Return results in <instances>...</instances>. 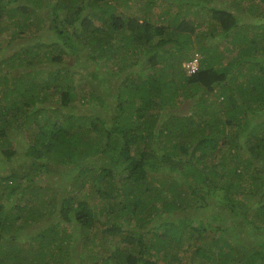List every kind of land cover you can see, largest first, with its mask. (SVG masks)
Returning <instances> with one entry per match:
<instances>
[{
	"label": "trees",
	"instance_id": "16d2710c",
	"mask_svg": "<svg viewBox=\"0 0 264 264\" xmlns=\"http://www.w3.org/2000/svg\"><path fill=\"white\" fill-rule=\"evenodd\" d=\"M0 54V264H264V0H0Z\"/></svg>",
	"mask_w": 264,
	"mask_h": 264
},
{
	"label": "built area",
	"instance_id": "2783aa9c",
	"mask_svg": "<svg viewBox=\"0 0 264 264\" xmlns=\"http://www.w3.org/2000/svg\"><path fill=\"white\" fill-rule=\"evenodd\" d=\"M186 67L189 72H192L197 67V59L193 58L190 62L186 63Z\"/></svg>",
	"mask_w": 264,
	"mask_h": 264
},
{
	"label": "rangeland",
	"instance_id": "374dc122",
	"mask_svg": "<svg viewBox=\"0 0 264 264\" xmlns=\"http://www.w3.org/2000/svg\"><path fill=\"white\" fill-rule=\"evenodd\" d=\"M1 55V54H0ZM37 180L40 182V183H47V179L45 178V177H42V179L41 178H37ZM48 184V183H47ZM51 190H53V189H51V187L49 188V191H51ZM48 191V192H49Z\"/></svg>",
	"mask_w": 264,
	"mask_h": 264
}]
</instances>
